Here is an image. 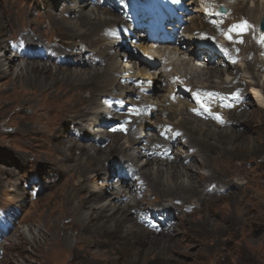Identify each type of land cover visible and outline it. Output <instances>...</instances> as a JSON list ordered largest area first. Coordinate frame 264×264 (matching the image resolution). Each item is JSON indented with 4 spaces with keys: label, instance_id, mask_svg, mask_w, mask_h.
Listing matches in <instances>:
<instances>
[{
    "label": "rangeland",
    "instance_id": "1",
    "mask_svg": "<svg viewBox=\"0 0 264 264\" xmlns=\"http://www.w3.org/2000/svg\"><path fill=\"white\" fill-rule=\"evenodd\" d=\"M83 1L0 0V58H16L9 74L0 71V264H264V125L230 126L246 138L219 154L215 164L225 172L199 184L200 202L162 198L149 186L132 197L127 184L144 183L131 171L130 152H109L115 141L128 147L162 139L185 116H171L180 108L220 122L235 108L228 93L201 98L200 87L189 81L165 79L166 61L154 64L139 46L164 42L192 53V43L183 39L195 33L200 45L219 51V40L199 34L201 21L216 19L200 12L207 0H89L84 10L97 5L111 17L103 28L78 24V12L64 11ZM214 5L206 4L214 12L223 4ZM203 57L192 63L203 66ZM26 61L48 66L49 73L67 72L59 80L41 74V88L34 82L42 81L37 73L18 76ZM255 68L264 99V73ZM92 69L99 74L86 76ZM139 69L164 79L141 77ZM78 70L85 75L76 78ZM244 75L242 68L239 77ZM198 76L193 78L199 86L209 83ZM225 79L222 74L213 83ZM251 86L246 82L240 102L255 110ZM52 98L78 103V117L50 121L40 106ZM207 110L213 111L201 114ZM119 195L125 201L115 209ZM18 237L24 251L5 250Z\"/></svg>",
    "mask_w": 264,
    "mask_h": 264
},
{
    "label": "bare ground",
    "instance_id": "2",
    "mask_svg": "<svg viewBox=\"0 0 264 264\" xmlns=\"http://www.w3.org/2000/svg\"><path fill=\"white\" fill-rule=\"evenodd\" d=\"M211 1L215 4L214 6H217L218 3H222V6L227 7V2L230 0ZM250 2L252 3L250 4ZM91 4V1L84 0L83 3L74 8L66 7L64 11L69 13L78 12V19H80L77 21L78 24L86 23L91 24L92 27L100 28L109 25L112 22L110 19L111 17H104L97 5L84 10V8ZM206 4H208V0L203 4L200 12L209 16L213 14L216 19H205L201 21L202 19L198 17L202 23V30L198 33L208 39L219 40V51H211V49H208L204 44L200 45L198 39L199 35L195 33L187 35L186 38L183 39L185 40L184 43H192V53H188L185 50L182 51L179 45L173 46L164 44V42L160 44L158 42V45L152 44L149 47L144 44H140L139 46L144 49L149 59L155 58L157 60L155 62L153 61L154 64L158 63V61H166L165 65L167 68H170V71L161 73L165 79L170 80L173 79L172 77L174 75H177L180 79V81H178L179 83H184V81L188 83L189 81V85H192L194 89L200 87L199 93H197L201 98H205L206 95H208L206 98L212 97L213 95H215V97H220L223 93H228L229 96L234 97L236 106L225 112V115L222 117L223 122L217 119L200 118L193 112H186L185 109L183 110L180 108L177 111L175 110L172 112L173 114H171V116L174 114L176 115L178 111H180V115L183 114L185 116H181L178 118V121H174L173 124H175V128L171 133L168 135L164 134L165 137L162 139L152 140L149 146L140 145V141H134L131 142L128 147H125L123 144H120L119 141H115L113 146L109 148V152L125 153L126 150H128L132 156L131 171L139 172L140 176H142V182L144 184H127V192L131 193L132 197L135 196L136 198L142 192V186H149L148 190L162 198L173 197L174 199L180 198L186 200L192 198L200 202L203 200L204 195L201 193L203 190L199 184L208 179L223 177L220 174L225 172L223 164L220 166L215 164L219 161V154L222 153L223 150H226L228 145L235 146L246 138L243 137L242 133H239V131L232 130L230 126L233 123L241 121L249 126L264 125V99L260 90H258L261 84L258 80L260 73L254 71L256 69L255 67H258V71L264 73V59L260 58L258 54L259 52H261L260 55L264 53V42H261L262 38H264V32H260L258 27L259 21L264 14V0H236L234 3L235 5H233L231 9L227 7L229 9L228 13L211 11ZM51 16L55 19L54 14ZM228 16H230V21H224V23L220 21ZM60 18L62 19L63 17L61 16ZM64 20L62 19L61 21L68 24L73 23L68 22L65 18ZM242 22H247L246 31L240 32L232 30L233 25H239ZM196 26L197 25H194L192 29H195ZM229 35L231 39L228 38ZM158 40L162 41L165 39L159 37ZM220 48L227 49V54L223 53ZM209 51H211V53H209ZM201 53L206 57H203V59H205L203 60L204 65L200 67L197 63H192V61L194 58H202L203 55ZM183 55H188L190 57L186 59ZM215 56L218 57V60L213 58ZM15 60V57L10 58L7 55H3L2 58H0L1 73L5 75L9 74L10 68H12ZM230 60H233V63ZM237 60H239V62H237ZM149 65L151 66V64ZM242 68L244 73L249 75H244L243 78H240L239 74ZM79 71L80 70L77 71L76 78L85 75L81 74L82 71ZM25 72L34 73L35 75L38 74L40 78H42L41 74H43L45 79L52 77L53 79L59 80V75L61 74V77L65 76L64 73L67 71L61 73L57 69L55 73H49L48 66L26 61L24 67H21V72L18 73V76L25 74ZM98 74V70L92 69V71L86 73V76L96 77ZM156 74L157 73L143 71L141 69H139L138 72V75L141 77H151L152 79L155 78L159 80L164 79L158 75L156 76ZM222 74L226 75V79L222 80L219 84H214L213 79L215 77H222ZM230 74L234 75L233 82H228ZM198 75L202 77L205 76V81L209 83H202V85L199 86L196 83L197 81L194 80L195 77L193 78V76ZM247 78H250L251 81ZM34 82H37L41 88H43L45 86L44 83H46L43 78L42 81L36 78ZM246 82L252 84L249 94H251L255 100V103H252L256 105L255 110L252 108L248 109V104L250 103L240 102V93L246 87ZM25 100L30 101L31 97ZM77 109L78 103H69L59 98L45 100L40 106V112L50 121H53V123L66 122L69 118L75 120L78 117L76 112ZM211 111L213 110H207V113H205L206 110L205 112L201 111V114L207 115L210 114ZM216 112L218 111L215 109L214 113ZM176 135H179V139L177 140H175ZM157 144L160 145L156 146ZM169 150H171L170 153ZM95 155L99 156L96 150ZM199 157L202 159L199 160ZM214 167H221L223 171L218 174L214 171ZM205 168H208L210 172H203L202 170ZM195 172H198L199 175ZM235 173L234 171L233 174ZM199 193L202 195L200 196ZM124 198L125 196L122 197L121 195L117 197L115 209H119V201L120 203L124 202ZM24 242L23 237H18V241L16 240L8 247L4 248L5 250L16 249L18 251H24ZM10 261L8 256L5 259V263H9Z\"/></svg>",
    "mask_w": 264,
    "mask_h": 264
},
{
    "label": "snow or ice",
    "instance_id": "3",
    "mask_svg": "<svg viewBox=\"0 0 264 264\" xmlns=\"http://www.w3.org/2000/svg\"><path fill=\"white\" fill-rule=\"evenodd\" d=\"M232 30L233 31H240V32L246 31L247 30V22H242L239 25H233ZM228 38L231 39V36L229 35ZM261 42H264V38H262Z\"/></svg>",
    "mask_w": 264,
    "mask_h": 264
},
{
    "label": "water",
    "instance_id": "4",
    "mask_svg": "<svg viewBox=\"0 0 264 264\" xmlns=\"http://www.w3.org/2000/svg\"><path fill=\"white\" fill-rule=\"evenodd\" d=\"M260 29H261V31H264V15H263L261 22H260Z\"/></svg>",
    "mask_w": 264,
    "mask_h": 264
}]
</instances>
